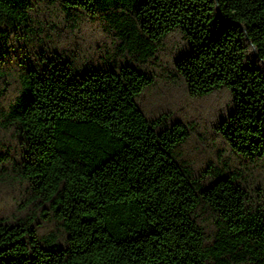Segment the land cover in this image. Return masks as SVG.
Masks as SVG:
<instances>
[{
    "label": "trees",
    "instance_id": "trees-1",
    "mask_svg": "<svg viewBox=\"0 0 264 264\" xmlns=\"http://www.w3.org/2000/svg\"><path fill=\"white\" fill-rule=\"evenodd\" d=\"M0 264H264V0H0Z\"/></svg>",
    "mask_w": 264,
    "mask_h": 264
}]
</instances>
